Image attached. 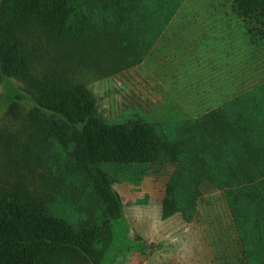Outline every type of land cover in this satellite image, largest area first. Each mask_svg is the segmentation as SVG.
<instances>
[{
    "label": "rangeland",
    "instance_id": "374dc122",
    "mask_svg": "<svg viewBox=\"0 0 264 264\" xmlns=\"http://www.w3.org/2000/svg\"><path fill=\"white\" fill-rule=\"evenodd\" d=\"M231 2L184 0L162 33L149 45L145 43L148 50L135 63L113 66L103 57L105 67L97 71L82 50L85 57L71 59L68 75L85 84L96 114L106 122L140 118L160 125L172 138L190 134L183 131L187 121L199 119L264 81V44L249 43L246 23L232 12ZM8 5L10 0H0V15ZM0 33L5 34L3 28ZM40 43L32 63L37 72L45 71V64H52L56 57L54 45H48L45 37ZM261 97L263 102L264 87L243 99L253 102ZM11 101L18 104L15 115L8 112ZM35 106L24 79L3 76L0 188L22 182L71 224L98 228L100 233L94 244L96 258L62 256L54 264H264V231L260 239L250 227L239 229L226 188L212 183L225 182L220 179L221 167L232 165L231 156L209 159L208 171L219 173L220 178L202 182L185 177L183 182L173 180L177 168L173 161L102 164L120 199L118 215L106 221L100 199L92 196L79 168L69 162L66 148L43 138L52 114L40 108L34 117ZM16 148L31 155H25L27 161L16 155ZM171 184L179 186L174 192L177 203L163 217Z\"/></svg>",
    "mask_w": 264,
    "mask_h": 264
},
{
    "label": "trees",
    "instance_id": "16d2710c",
    "mask_svg": "<svg viewBox=\"0 0 264 264\" xmlns=\"http://www.w3.org/2000/svg\"><path fill=\"white\" fill-rule=\"evenodd\" d=\"M183 1L10 0L12 5L4 7L0 15V28L5 31L0 33V80L3 76L21 77L36 104L34 117L40 108L52 114L43 138L66 148L69 162L79 168L92 196L100 199L106 221L118 215L120 199L102 164L173 161L177 164L176 182H183V177L190 182L205 178L214 181L220 175L208 171L209 159L231 156L232 165L221 167L220 179L225 182L212 183L226 188L238 228L250 227L261 239L264 101L262 97L253 102L243 98L264 87V81L199 119L187 121L183 131L190 134L172 138L163 127L145 119L104 121L96 114L85 84L68 75L71 59L85 57L82 50L97 71L105 67L103 57L113 66L135 63L148 50L145 43L149 45L162 33ZM231 10L245 21L249 43L255 47L264 44V28L259 26L264 25V0H232ZM42 36L48 45H54L52 55L56 57L52 64H45V71L37 72L32 63L40 51ZM8 112L15 115L18 104L11 101ZM36 133L41 136V132ZM32 139L35 147V134ZM23 151L16 148V155L27 161L30 154ZM177 187H168L163 217L171 214L177 203ZM244 199L251 205L249 209ZM98 233V228L89 230L68 222L22 182L0 188V264H54L62 256L96 258Z\"/></svg>",
    "mask_w": 264,
    "mask_h": 264
},
{
    "label": "crops",
    "instance_id": "0c3cea01",
    "mask_svg": "<svg viewBox=\"0 0 264 264\" xmlns=\"http://www.w3.org/2000/svg\"><path fill=\"white\" fill-rule=\"evenodd\" d=\"M139 164V163H138ZM197 182V181H196ZM198 182H202L201 180H199Z\"/></svg>",
    "mask_w": 264,
    "mask_h": 264
}]
</instances>
